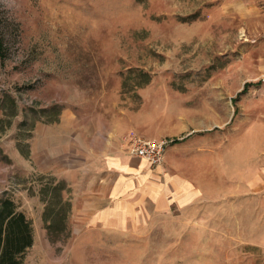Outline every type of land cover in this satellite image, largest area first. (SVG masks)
I'll list each match as a JSON object with an SVG mask.
<instances>
[{
	"label": "rangeland",
	"instance_id": "obj_1",
	"mask_svg": "<svg viewBox=\"0 0 264 264\" xmlns=\"http://www.w3.org/2000/svg\"><path fill=\"white\" fill-rule=\"evenodd\" d=\"M60 123L85 147L163 140L197 202L133 234L77 232L73 188L30 157ZM258 174L264 0H0V197L29 221L21 264H264Z\"/></svg>",
	"mask_w": 264,
	"mask_h": 264
},
{
	"label": "crops",
	"instance_id": "obj_2",
	"mask_svg": "<svg viewBox=\"0 0 264 264\" xmlns=\"http://www.w3.org/2000/svg\"><path fill=\"white\" fill-rule=\"evenodd\" d=\"M48 129L55 134L49 138L47 131L44 148L31 151L30 157L38 172L61 176L73 188L68 201L77 232L133 234L136 225L192 206L200 196L194 181L170 170L166 154L160 164L151 166L122 151L117 135L93 148L79 144L62 123ZM261 177L258 174L247 187L264 204Z\"/></svg>",
	"mask_w": 264,
	"mask_h": 264
},
{
	"label": "trees",
	"instance_id": "obj_3",
	"mask_svg": "<svg viewBox=\"0 0 264 264\" xmlns=\"http://www.w3.org/2000/svg\"><path fill=\"white\" fill-rule=\"evenodd\" d=\"M148 80L145 72L138 71L133 85L137 88ZM31 243L29 221L12 199L0 197V264H21L22 254Z\"/></svg>",
	"mask_w": 264,
	"mask_h": 264
},
{
	"label": "built area",
	"instance_id": "obj_4",
	"mask_svg": "<svg viewBox=\"0 0 264 264\" xmlns=\"http://www.w3.org/2000/svg\"><path fill=\"white\" fill-rule=\"evenodd\" d=\"M124 152L144 160L151 166L163 160L165 142L163 140L143 138L136 134H128L123 138Z\"/></svg>",
	"mask_w": 264,
	"mask_h": 264
}]
</instances>
